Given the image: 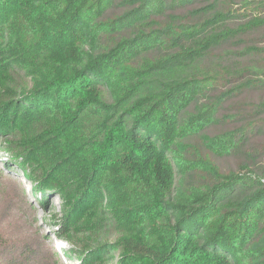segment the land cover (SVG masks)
<instances>
[{
  "label": "trees",
  "instance_id": "16d2710c",
  "mask_svg": "<svg viewBox=\"0 0 264 264\" xmlns=\"http://www.w3.org/2000/svg\"><path fill=\"white\" fill-rule=\"evenodd\" d=\"M0 77L88 263L264 264V0H0Z\"/></svg>",
  "mask_w": 264,
  "mask_h": 264
},
{
  "label": "rangeland",
  "instance_id": "374dc122",
  "mask_svg": "<svg viewBox=\"0 0 264 264\" xmlns=\"http://www.w3.org/2000/svg\"><path fill=\"white\" fill-rule=\"evenodd\" d=\"M1 82L0 77V95L8 96V86L13 84L10 78L4 81L6 85ZM19 142L14 135H0V244L15 245L21 251L26 247L32 255L23 264H97L84 260L87 253L111 245L118 235L110 227H97L96 223L90 226L93 232L86 231V236L82 233L83 240L74 233L63 235L60 224L67 205L57 191L42 190L40 185L47 181L46 175L40 172L37 177L22 156L11 150V145ZM86 237L90 244L87 248ZM101 257L107 258L104 264L120 261L119 251L103 253Z\"/></svg>",
  "mask_w": 264,
  "mask_h": 264
}]
</instances>
